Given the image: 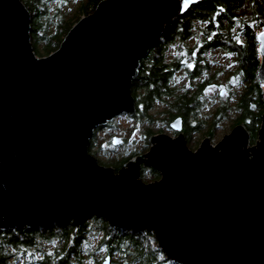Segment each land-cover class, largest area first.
<instances>
[{
    "label": "water",
    "instance_id": "95a60500",
    "mask_svg": "<svg viewBox=\"0 0 264 264\" xmlns=\"http://www.w3.org/2000/svg\"><path fill=\"white\" fill-rule=\"evenodd\" d=\"M197 1L100 0L54 51L36 56L25 4L0 0L1 230L77 227L97 216L152 231L165 257L180 264H264V92L252 145L238 123L215 144L205 136L190 150L176 117L177 134H152L148 150L118 170L87 149L97 126L135 112L131 84L141 57ZM141 167L160 177L142 181Z\"/></svg>",
    "mask_w": 264,
    "mask_h": 264
},
{
    "label": "trees",
    "instance_id": "16d2710c",
    "mask_svg": "<svg viewBox=\"0 0 264 264\" xmlns=\"http://www.w3.org/2000/svg\"><path fill=\"white\" fill-rule=\"evenodd\" d=\"M22 1L30 14L32 47L37 53V46L42 43V49L50 53L58 47L68 29L80 18V13L92 12L100 0H83L77 13L71 18L72 20L70 19L71 21L69 20L65 31H53L52 33H46V27L50 20L46 7L47 0ZM56 16L58 15L56 14ZM261 29H264V0H199L192 4L187 11L164 29L147 54L141 57L138 74L131 84V93L135 102V112L132 116L144 117L151 124L154 118L148 114V109L156 101H164L166 109L161 113V122L170 126V122L174 118H181L182 128L185 126L181 132L184 137L188 138L190 132L197 130L200 124L198 120V124L191 125V120L196 119L197 110L203 100V91L206 88L210 89L212 85L219 86V79L216 77L217 71L212 75L208 74L202 77L203 71L210 68L209 53H213L212 50L217 49L234 53L236 63L234 77L240 76V82L246 80L247 83L250 82L248 90H245L238 100L240 116L249 112L248 103L254 93L260 97L262 107L263 92L257 80L260 61L256 37ZM46 38H48V44L44 45L42 41L45 42ZM191 39L194 40V43L188 44ZM174 43L179 46L181 54L167 60L165 50ZM194 50L195 52H193ZM177 69L184 70L187 76L185 84L181 88H175L170 83L172 73ZM189 86L192 89H189ZM221 106H223L221 114L218 111L220 106L215 110L214 118L206 131L207 136L213 134L215 121L224 114L225 105ZM238 123L244 124L236 120L234 125ZM162 127L158 131H162ZM144 134L149 138L155 133H153L152 127L147 124ZM94 139L87 147L88 152H92ZM135 155H138V151H130L122 158H117L107 164L118 170ZM147 168L150 169V177H159V171L152 167ZM143 176L145 173L140 171L139 177L145 180ZM91 218H95L99 225L102 223L105 228V232H102L101 242L107 247L108 254L106 255L119 252L122 257L129 258L130 264H180L167 259L163 251L153 244V241L156 243V239L152 231L115 227L103 217L91 216ZM84 226L85 220L77 227L71 222L60 224L54 222L34 227L0 229V264H9L12 253L32 251L33 249L40 252V264H90L92 260L90 255L86 254V246L84 247ZM149 238L152 239L153 245L149 243ZM54 240L56 243L51 249L38 246L41 241L52 242ZM119 264L127 263L119 262Z\"/></svg>",
    "mask_w": 264,
    "mask_h": 264
},
{
    "label": "rangeland",
    "instance_id": "374dc122",
    "mask_svg": "<svg viewBox=\"0 0 264 264\" xmlns=\"http://www.w3.org/2000/svg\"><path fill=\"white\" fill-rule=\"evenodd\" d=\"M82 1L83 0H47L46 7L50 20L46 27V33L65 31L68 22H70L72 20L71 18L77 13ZM243 7H246L245 4ZM56 14L58 16L55 17ZM85 14L80 13V17ZM42 42L44 45H47L48 38H46L45 42ZM193 43L194 40L192 39L188 41V44ZM42 46V43L38 44L37 53L33 48L36 56H44L48 54L42 49ZM212 51L213 53H209V56L211 57L209 61L210 68L203 71L202 77H205V75L208 74L212 75L217 71L216 77L219 79V86L214 87L212 85L210 86V89L206 88L203 91V100L201 101V106L197 110L195 116L196 119L191 120V125L198 124V120L200 121V124L197 130L195 129L190 132L188 138L185 137L186 145L190 150H196L201 140L207 136L206 131L210 127V123L214 118L215 110L220 106L218 109L220 113L223 108L221 105L223 104L225 105L224 114L220 115L215 121L213 125V134L211 136L208 135L210 137V142L212 144L218 142L225 133L230 132L234 122L237 120L243 122L247 126L246 128L250 134L248 145H252L257 139V131L261 123L262 107L259 100L260 97L257 93L252 94L251 100L248 103L249 112L240 116L241 112L238 108V100L241 94L245 90H248L250 82L247 83V80L240 82V76L238 78L234 77V71L236 69L234 53L224 52L219 49ZM193 52H195V50ZM180 54L181 50L177 43L170 44L165 50V58L167 60H171L174 56H179ZM258 58L260 61L259 52ZM186 77L184 70H174L170 83L175 88H181L185 84ZM257 80L261 91L264 92V83L259 79ZM189 89H192V87L189 86ZM222 89L224 90L223 93H221ZM164 109H166V103H164V101H156L154 105L148 109V114L152 115L154 118V121H152L151 124L141 116L136 117L134 115L119 114L105 123L104 126H97L90 137L91 141L94 139V136L95 139L93 141L92 152L89 153L92 154L102 165L110 166V164L107 163L113 162L117 160V158H122L130 153V151H138V154L141 152L143 153L144 151L146 152L151 144L148 137L144 134V129L147 124L152 127L153 133L155 134L163 132L170 136H174L177 131L172 129L169 125H164L163 122H161V113ZM161 126H163L162 131H158ZM184 128L185 126H183L182 129L184 130ZM114 136L121 137L122 141L117 144L113 143L112 138ZM140 171L145 173V176H143L145 180L142 179L144 182H150L160 177V175L155 178L150 177V169L147 167H141ZM103 224L106 225V223ZM84 227V247L86 246V254L90 255V259L92 260V263L90 264H100L103 257L108 254L107 247L101 242L102 232H105V228L102 223L99 225V222L96 221L95 218H91V216L85 219ZM148 241L152 244V239L149 238ZM55 243V240L52 242L41 241L38 246L51 249ZM153 244H156L155 241H153ZM110 256L111 264H119V262L130 264L129 258L122 257L119 252H115ZM39 258V251L35 249L32 251L26 250L25 252H18L16 254L12 253L9 258V264H40Z\"/></svg>",
    "mask_w": 264,
    "mask_h": 264
},
{
    "label": "flooded vegetation",
    "instance_id": "af4514ba",
    "mask_svg": "<svg viewBox=\"0 0 264 264\" xmlns=\"http://www.w3.org/2000/svg\"><path fill=\"white\" fill-rule=\"evenodd\" d=\"M223 91V90H222ZM105 125V124H104ZM104 125H101L100 127H102V126H104ZM249 136H250V134H249ZM90 141H91V138H90ZM90 143V142H89ZM89 145V144H88ZM92 155V154H91ZM104 258V257H103ZM102 261H103V259L101 260V263L100 264H102Z\"/></svg>",
    "mask_w": 264,
    "mask_h": 264
},
{
    "label": "snow or ice",
    "instance_id": "6c2138e0",
    "mask_svg": "<svg viewBox=\"0 0 264 264\" xmlns=\"http://www.w3.org/2000/svg\"><path fill=\"white\" fill-rule=\"evenodd\" d=\"M262 35H264V34H262ZM105 264H107V262H105Z\"/></svg>",
    "mask_w": 264,
    "mask_h": 264
}]
</instances>
